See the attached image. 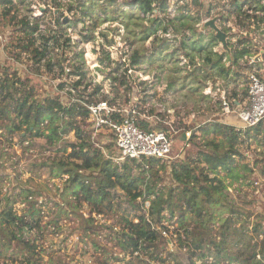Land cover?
I'll use <instances>...</instances> for the list:
<instances>
[{
    "label": "rangeland",
    "instance_id": "374dc122",
    "mask_svg": "<svg viewBox=\"0 0 264 264\" xmlns=\"http://www.w3.org/2000/svg\"><path fill=\"white\" fill-rule=\"evenodd\" d=\"M1 1L4 0H0V74L8 69L9 75L34 89L36 99L60 97L65 105L79 99L85 103L106 101L117 110H135L140 123L151 119L149 129L174 130V147L165 161L167 165L185 157L195 160L197 153L205 149V143L212 140L221 150L233 144L225 135L204 136L200 130L213 123L240 127L235 114L223 112V97L232 103L247 101L248 74L259 70L249 62L264 50V13L254 11L264 6V0L247 3L239 0L241 11L233 5L235 0H154V11L148 15L140 10L136 0H67L62 7L56 0ZM40 5L64 8L68 13L64 12V20L60 14L53 24L50 19L55 13L48 10L47 17L33 22L31 16ZM23 20L32 27L28 36L22 32ZM212 20L227 34V48L216 38V32L206 27ZM36 50L45 54L41 62ZM243 50L248 51V56L234 63L233 55ZM224 54L227 56L220 65L213 66ZM78 82L81 84L76 87ZM98 88L100 93L94 95ZM79 125L89 130L87 121H80ZM186 131L196 137L191 136L187 142ZM245 132L233 144L239 152L234 176L222 172L220 177L227 186L228 202L238 212L234 228L246 227L241 237L260 249L264 240V120L259 133L253 129ZM100 135L99 145L114 153L111 136ZM11 136L6 131L0 136V152L7 149L0 156V170L4 171L0 173H7L6 163L11 164L15 155L20 154L25 163L21 179L26 189L44 190L45 186L47 190L45 181L54 179L56 183L50 182L48 187L51 199L45 209L46 216L43 219L36 216L41 223L32 236L35 242L28 244L22 237L14 241L11 235L2 232L1 260L7 264L23 261L27 264L29 258L34 259V264L35 260L37 264H147L139 253L131 256L130 252L122 251L119 233H128L127 221L138 223L140 216L149 218L148 201L141 198L133 204L125 192L114 189L112 205H99L98 201H87L80 191L83 201L76 213L67 207L64 213V204L56 192L58 185L64 188V178L53 176L46 164L71 154L69 146L80 143L75 131L51 147L45 139L27 137L39 154L36 159L25 155L27 150L20 133ZM15 145L22 148L18 154ZM72 161L80 164L79 160ZM124 164L133 174L140 172L139 162L127 160L120 166ZM159 184L167 190L171 186L169 170L161 174ZM3 196L0 193L1 199ZM15 209L21 212L24 208L17 203ZM163 215L165 219L159 227H170L173 234L161 236L156 243L162 247L160 256L166 262L159 260L151 264H174L165 255L168 250L181 251L183 264H189L191 259L195 264H206L197 255L203 251L195 255L186 247L181 249L179 241L180 238L185 241L184 230L179 228L177 218L170 219L168 212ZM223 217L227 215L215 217L211 227L215 236ZM85 220L92 223L87 232H84L88 227ZM46 223L52 230L47 229ZM231 245L229 249H233ZM230 253L227 250L217 264H243L231 260ZM256 262L264 264V259L258 257Z\"/></svg>",
    "mask_w": 264,
    "mask_h": 264
},
{
    "label": "trees",
    "instance_id": "16d2710c",
    "mask_svg": "<svg viewBox=\"0 0 264 264\" xmlns=\"http://www.w3.org/2000/svg\"><path fill=\"white\" fill-rule=\"evenodd\" d=\"M7 1L11 0L1 2L7 3ZM249 1L246 0L245 2ZM154 4V0H136V5L146 15L153 13ZM233 5L241 11L242 6L239 0H235ZM81 6L84 4L82 3ZM254 11L264 13V6H260ZM29 23L27 20L22 21V32L27 36L29 35L28 30L32 29ZM36 56L39 57V62L45 58V54L38 50H36ZM225 56L227 54L219 56V61L214 62L213 66H219L220 61ZM246 56H248V51L238 52L233 55L234 63ZM208 61L211 62L209 57ZM222 71L228 73L224 67H222ZM80 84L81 82H78L75 86L78 87ZM100 91L98 88L94 95H98ZM33 92L34 89L25 81L9 75L8 69H4V72L0 74V136L3 131H6L10 136L20 133L22 140L27 139V137L42 138L51 147L59 144L67 135L75 131V136L80 143L69 146L72 151L71 154L67 158L64 157L46 164L53 176L67 179L62 192L64 213H66L65 207L76 213L78 206L83 201L81 192L86 195V200L91 203L98 201L99 205L111 206V190L118 189L125 192L133 204H136L137 200L141 198L150 203L149 218L140 216L138 223L127 221L126 230L128 233H119L122 237L120 239L122 251L130 252L131 256L139 253L138 256H144V262L147 264L159 260L163 263L166 262L160 256L162 247L156 245L161 235L153 228L155 224L157 226L159 223L162 224L165 219L163 213L168 212L170 219L177 218L179 228L184 230L185 241L180 238L183 235L179 237L181 249L186 247L190 253L196 254L197 251L201 250L203 252L197 254L200 258L221 257L225 255L226 249H229L232 244L233 249H229L231 260L243 264H261L256 261L258 256H262L264 259V240L260 249L258 247L253 248L250 244L251 240L246 241L245 238L241 237L242 233L247 231L246 227L243 226V229L234 228L238 212L228 202L225 194L227 186L220 177L222 172L234 176L235 158L239 156V152L233 144L240 140L243 133L237 132L234 127L213 123L200 131L204 136L210 133L225 135L233 143L229 145V148L221 150L220 145L212 140L205 143V149L197 153L195 160L185 157L167 165L165 161L144 159L137 165L140 171L137 175L128 169V165L118 166L104 157L102 151L95 148L91 143L89 133L81 128L82 124L79 125L80 121L89 119V109L86 104L91 105L93 103H85L79 99L65 105L60 97L40 101L36 99ZM140 124L143 128L149 129L148 122L143 121ZM261 126L262 122L253 130L259 133ZM244 134L248 136L249 133L245 132ZM195 137L196 135L193 134L192 138ZM3 152L4 148L0 153ZM73 159L79 160L80 164L72 161ZM16 165L17 163L12 167L13 172H17L14 168ZM33 166L38 167L37 163H34ZM168 170L171 186L167 190L159 187V182L161 174ZM0 172L4 171L0 170ZM22 187L24 188L23 185ZM36 194H40V190L29 188L24 189L20 195L25 200L29 216L33 218L38 214L37 201H29L28 197ZM217 214L220 216L226 214L227 217L221 219V229L215 236L211 227L216 221ZM3 215H5V219L1 225L4 224V226L0 227V234L2 232L7 233L11 235V240H17L16 232L19 227L16 222L25 224L26 214L17 218L13 213L12 205L9 204ZM91 224L85 220L84 225H88V227L85 228L84 232H87ZM217 238L220 240L218 241ZM1 242L2 238L0 237V244ZM256 245L258 246V244ZM180 252L172 254L170 251H165V255L174 264H183L181 259L184 254ZM189 264L195 263L191 259Z\"/></svg>",
    "mask_w": 264,
    "mask_h": 264
},
{
    "label": "built area",
    "instance_id": "2783aa9c",
    "mask_svg": "<svg viewBox=\"0 0 264 264\" xmlns=\"http://www.w3.org/2000/svg\"><path fill=\"white\" fill-rule=\"evenodd\" d=\"M56 1L60 5L59 7H62L70 2L69 0L68 2L67 0ZM35 10L36 12L31 16V20L33 22L40 20V18L47 17V12L50 10L55 13V17L53 19H50L51 16L48 18L53 24L56 22V18H58L60 14H63L61 18L64 20V12L66 14L68 13L64 8L55 9L50 5H48V7L45 5H40L39 7L35 8ZM249 65L253 68L258 66L259 70L252 71L248 74L249 84L247 91V101L245 103H242L241 101H234L232 103L227 99V97H223V112L225 114L233 113L237 116L238 121L240 122V127L235 130L240 133L255 128L264 120V50L253 56L250 59ZM86 106L89 109V119L87 120L89 130L87 129L86 132L89 133L91 143L95 148L102 151L104 157L114 161L117 165L120 166L122 162H126L127 160L137 161L139 163H141L144 159L166 161L172 154L174 147L172 132H174V130L171 132L165 130L145 129L136 118L135 110H117L116 108L109 106L108 102L106 101L96 102L91 105L86 104ZM235 107H238V109ZM146 120V122L150 123L151 119L148 118ZM157 120H159V118ZM100 134L111 136V143L115 145L114 153L108 151L104 146L99 145V140L101 139ZM185 135L187 142H189L193 133L191 131H186ZM21 141L25 150H27V154L25 155L28 156L30 154L32 159L39 157V154L37 156V151H34L32 148V141L28 139H21ZM14 148L17 154L22 149L18 145H15ZM5 150L3 153H0V156L5 154ZM19 156L21 155L19 154ZM19 156L15 155L11 164L8 165L6 163V167L8 169L7 173H0V193L4 194L3 198H0V227L2 228V226H4V224L1 225L5 219L3 212L7 206L11 204L13 207V213L17 216V218L26 214L25 224L16 222V225H18L20 229H18L16 232L17 237H22L24 240L27 239V243H30L29 241L34 243L35 239H33L32 236L35 231V227L41 223L40 218L43 219L46 216L45 209L47 208L48 202L51 199L49 184L50 182L56 183V180L50 178L51 180H48V182L45 181L47 190L44 186V190H40V194L28 197L29 201H37L36 207L38 209V214L36 216L40 218L36 219V216L35 218L29 216L25 200L24 198L20 197V195L23 193V190H27L29 188H23L21 184L23 182L21 179L23 175L22 170L25 163ZM1 158L2 157H0V159ZM31 162L33 161H30V163ZM15 163H17V165L14 166V168L17 170V172L12 171V167ZM5 175L8 177L3 178ZM66 180L67 179L64 178V182ZM58 187L59 190H56V192L58 193V198L61 200L63 188H61L60 185H58ZM20 188L21 193H18ZM30 189L34 190L31 187ZM17 203L22 204V207L24 208L23 211L20 212L15 209V205ZM34 223L35 225H33ZM46 227L47 229L52 230V226H47V223ZM169 228H160L159 226L154 225L153 229L160 233L161 236H167L169 232L173 234V231H171ZM227 250L229 251V249H226V251ZM170 252L172 254L176 253L175 251ZM221 258L222 256H209L201 259L205 260L206 264H217ZM32 261H34V259L32 260L29 258L26 262L27 264H34ZM0 264H7V262H4L0 259ZM22 264H24V261ZM35 264H37L36 260Z\"/></svg>",
    "mask_w": 264,
    "mask_h": 264
},
{
    "label": "water",
    "instance_id": "95a60500",
    "mask_svg": "<svg viewBox=\"0 0 264 264\" xmlns=\"http://www.w3.org/2000/svg\"><path fill=\"white\" fill-rule=\"evenodd\" d=\"M206 27H211L216 32V38L220 41L224 48H227V34L218 28L216 21H209L206 23Z\"/></svg>",
    "mask_w": 264,
    "mask_h": 264
},
{
    "label": "crops",
    "instance_id": "0c3cea01",
    "mask_svg": "<svg viewBox=\"0 0 264 264\" xmlns=\"http://www.w3.org/2000/svg\"><path fill=\"white\" fill-rule=\"evenodd\" d=\"M261 51H263V50H261ZM253 68V67H252Z\"/></svg>",
    "mask_w": 264,
    "mask_h": 264
}]
</instances>
